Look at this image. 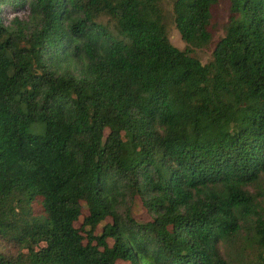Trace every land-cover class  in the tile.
<instances>
[{
    "label": "trees",
    "instance_id": "1",
    "mask_svg": "<svg viewBox=\"0 0 264 264\" xmlns=\"http://www.w3.org/2000/svg\"><path fill=\"white\" fill-rule=\"evenodd\" d=\"M227 1L201 64L217 0L172 1L184 50L163 0H0V264H264V0Z\"/></svg>",
    "mask_w": 264,
    "mask_h": 264
},
{
    "label": "rangeland",
    "instance_id": "2",
    "mask_svg": "<svg viewBox=\"0 0 264 264\" xmlns=\"http://www.w3.org/2000/svg\"><path fill=\"white\" fill-rule=\"evenodd\" d=\"M172 1L173 0H163L162 8L164 12L166 13L167 20H166V29H167V35L169 38L170 43L176 47L178 50H184L186 47L185 43L181 40L178 31L176 30L173 22H172ZM228 11H229V4L227 0H217L215 5L212 7V17H211V42L209 45L203 48H195L193 49V56L197 58L201 64H206L211 59L212 51L215 47V44L218 42V40L223 36L224 31L223 28L227 22L228 18ZM17 14L18 17L21 19H24L27 17V11L26 10H17L13 12L9 8H5L2 13V20L4 24H6L13 15ZM130 215L131 217L137 221L138 223H143L148 220V217L146 215L145 210L143 209L140 201L138 199H135L132 204H130ZM107 222V220H104L101 222V225L99 226L98 232L100 231V228L102 225H104ZM80 221L75 224V227H79ZM246 232V231H245ZM244 231L241 233V238L244 239L248 234H246ZM239 239V238H238ZM239 239V240H242ZM238 241V240H237ZM111 243V242H109ZM239 246L242 248V244L240 241L235 242L233 245H229L227 243L221 242L218 245V249L223 257L224 260L227 262L231 260V256H233L234 253L239 252ZM116 264H129L124 263L121 261H118Z\"/></svg>",
    "mask_w": 264,
    "mask_h": 264
}]
</instances>
